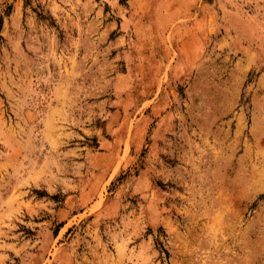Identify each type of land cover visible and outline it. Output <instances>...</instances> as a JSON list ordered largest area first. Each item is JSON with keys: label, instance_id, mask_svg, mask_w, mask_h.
<instances>
[{"label": "rangeland", "instance_id": "374dc122", "mask_svg": "<svg viewBox=\"0 0 264 264\" xmlns=\"http://www.w3.org/2000/svg\"><path fill=\"white\" fill-rule=\"evenodd\" d=\"M0 264H264V0H0Z\"/></svg>", "mask_w": 264, "mask_h": 264}]
</instances>
